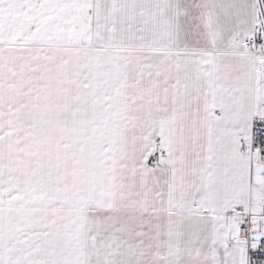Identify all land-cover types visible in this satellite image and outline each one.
<instances>
[{"label": "snow or ice", "instance_id": "6c2138e0", "mask_svg": "<svg viewBox=\"0 0 264 264\" xmlns=\"http://www.w3.org/2000/svg\"><path fill=\"white\" fill-rule=\"evenodd\" d=\"M0 264H264V0H0Z\"/></svg>", "mask_w": 264, "mask_h": 264}]
</instances>
